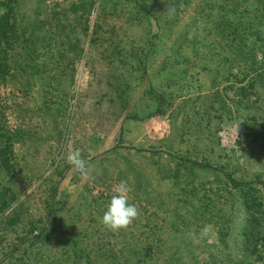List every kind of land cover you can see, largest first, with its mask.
<instances>
[{
  "label": "rangeland",
  "instance_id": "1",
  "mask_svg": "<svg viewBox=\"0 0 264 264\" xmlns=\"http://www.w3.org/2000/svg\"><path fill=\"white\" fill-rule=\"evenodd\" d=\"M8 6L0 264H264V0ZM120 181L140 216L112 232Z\"/></svg>",
  "mask_w": 264,
  "mask_h": 264
},
{
  "label": "clouds",
  "instance_id": "2",
  "mask_svg": "<svg viewBox=\"0 0 264 264\" xmlns=\"http://www.w3.org/2000/svg\"><path fill=\"white\" fill-rule=\"evenodd\" d=\"M243 121L235 123L230 127L228 131L229 139L233 137L238 138V129L239 125ZM67 162L80 174L84 179L89 178L90 167L88 162L82 157V154L79 150L70 151L67 154ZM114 193L109 203L106 206L100 223L102 226L112 232H118L121 230H127L140 216V209L134 203H130V192L131 188L128 185L127 181H120L115 184L112 188ZM211 230V225H205L201 230L200 237L203 238L208 235ZM195 243H198L199 240H194Z\"/></svg>",
  "mask_w": 264,
  "mask_h": 264
},
{
  "label": "trees",
  "instance_id": "3",
  "mask_svg": "<svg viewBox=\"0 0 264 264\" xmlns=\"http://www.w3.org/2000/svg\"><path fill=\"white\" fill-rule=\"evenodd\" d=\"M10 11V8L9 6L6 8V11L4 12V14H0V44L2 41H6V39H8L9 37H11L12 35H14V32L12 30V27L8 24V13ZM3 63H0V73H3ZM6 140H8V138H3L2 140H0V159H2L1 161L3 163H5L3 160V154L5 151H8V149L6 148L8 146V143H6ZM2 154V155H1ZM183 161H187L189 163H192V164H195V165H198V166H201V167H211L210 165H208L207 163L205 162H198V161H194V160H190V159H186V158H181ZM225 176L226 178L232 182L233 184L235 185H239V184H243V183H246V182H243V181H238V180H235L234 178L231 177V175L225 173ZM258 181V180H256ZM57 183V182H56ZM258 183L260 184H263L264 185V181L260 180L258 181ZM55 191H56V186H53L52 187V194H51V199L49 201V204H48V214H50V212L53 210V198H54V194H55ZM43 228V226L40 227V230ZM35 236V234H32L31 236H27L24 238V240L21 242L23 243L24 241H27V240H31L33 239ZM21 245V244H19ZM81 254L84 256L86 262L88 261V254L87 252H85L84 250L81 249Z\"/></svg>",
  "mask_w": 264,
  "mask_h": 264
}]
</instances>
